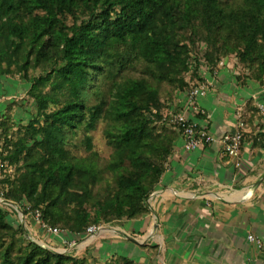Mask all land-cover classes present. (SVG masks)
Masks as SVG:
<instances>
[{
  "label": "trees",
  "instance_id": "1",
  "mask_svg": "<svg viewBox=\"0 0 264 264\" xmlns=\"http://www.w3.org/2000/svg\"><path fill=\"white\" fill-rule=\"evenodd\" d=\"M231 56L238 83L264 87V0H0V76L25 82L36 105L17 128L12 105L2 115L0 197L72 240L142 219L181 137L172 105ZM261 118L253 102L242 113L244 127ZM241 131L243 144L264 138ZM8 217L0 205V264H139L56 253Z\"/></svg>",
  "mask_w": 264,
  "mask_h": 264
},
{
  "label": "crops",
  "instance_id": "2",
  "mask_svg": "<svg viewBox=\"0 0 264 264\" xmlns=\"http://www.w3.org/2000/svg\"><path fill=\"white\" fill-rule=\"evenodd\" d=\"M235 63L227 58L215 77L205 74L207 93L197 100L204 114L188 109L185 94L172 105V114L197 121L217 138L235 132L250 102L258 109L264 105V87L254 81L238 83ZM260 113L261 120L245 124V132L264 134ZM253 140L244 142L238 166L219 145L187 152L179 137L166 172L147 201L149 214L106 226L72 252L94 249L100 260L118 253L139 264H264V138L256 147ZM25 227L34 243L50 249L60 246L30 217Z\"/></svg>",
  "mask_w": 264,
  "mask_h": 264
},
{
  "label": "built area",
  "instance_id": "3",
  "mask_svg": "<svg viewBox=\"0 0 264 264\" xmlns=\"http://www.w3.org/2000/svg\"><path fill=\"white\" fill-rule=\"evenodd\" d=\"M208 83L202 85L197 89L185 94L187 98L188 109H193L195 113L201 115L205 111L197 106V100L207 93ZM260 111L264 115V105L260 106ZM174 122L180 126L178 132L181 134L184 140V150L187 152H193L201 150L206 146L211 147L212 145H219L222 150L229 156L233 158L237 165L240 166V159H242L243 151V140H242V129L244 124L240 121L239 128L222 138H217L215 135L209 132L207 128L202 127L197 121L188 119L185 115L175 114L173 116ZM2 121V114L0 113V124ZM4 172V165L0 162V181L2 179V174ZM17 210V209H16ZM18 211V210H17ZM20 212V211H19ZM35 226L40 232L46 234L47 236L53 237L60 243V250L62 253H71L72 250L78 247L80 242L87 241L94 238L97 234L106 230L104 226H92L90 227L86 234L81 240L69 239L66 237V233L58 228H53L44 223L41 219V213L36 211L34 216H32ZM26 224V221H25ZM249 239L258 245H261L259 239L254 238V236H249Z\"/></svg>",
  "mask_w": 264,
  "mask_h": 264
},
{
  "label": "rangeland",
  "instance_id": "4",
  "mask_svg": "<svg viewBox=\"0 0 264 264\" xmlns=\"http://www.w3.org/2000/svg\"><path fill=\"white\" fill-rule=\"evenodd\" d=\"M230 59H235V56H231ZM204 73L206 74V72L202 70L201 74L203 76H204ZM28 89H29V86L23 81L0 76V113L2 115H5L6 112L8 111V106L12 105L11 112L13 113L14 118H15L14 120L16 122V128L21 123H24V124L28 123L31 120V118L36 114L35 102L29 99L28 95L26 94L28 92ZM164 94H166L165 91H164ZM92 135L94 139L95 149L97 151H100L104 157L107 156L109 153V148L106 145V140L102 132V123L98 125L97 129H95ZM81 138H82L81 135L77 137L73 143V145H76V146H73V145L71 146V149H74L73 154L77 157L87 154L86 149L82 145ZM0 205L9 214L8 222L11 225L19 226L20 224H22V226H24V229L26 230V227L22 222L23 215H21L19 211L18 213H15L13 210L11 211L9 207H12V206L6 203H0ZM110 225H113V224H110ZM55 251L62 252L60 248L55 249ZM85 252L86 251H83L82 253L81 251V253H78V255L83 256ZM92 252L95 254V256L100 258V254L98 252H94V249L92 250Z\"/></svg>",
  "mask_w": 264,
  "mask_h": 264
},
{
  "label": "water",
  "instance_id": "5",
  "mask_svg": "<svg viewBox=\"0 0 264 264\" xmlns=\"http://www.w3.org/2000/svg\"><path fill=\"white\" fill-rule=\"evenodd\" d=\"M0 203H6V204L11 205L12 207H14V208L17 209L18 211H20L21 215H23V213H22V211L20 210V207H19V206H17V205H13V204H10V203H8V202H6V201H4V200L0 201ZM22 218H23V221H22V222H23V224L25 225V217L22 216ZM53 251L56 252V253H62V252L55 251V250H53Z\"/></svg>",
  "mask_w": 264,
  "mask_h": 264
},
{
  "label": "bare ground",
  "instance_id": "6",
  "mask_svg": "<svg viewBox=\"0 0 264 264\" xmlns=\"http://www.w3.org/2000/svg\"><path fill=\"white\" fill-rule=\"evenodd\" d=\"M3 199L0 197V201H2Z\"/></svg>",
  "mask_w": 264,
  "mask_h": 264
}]
</instances>
